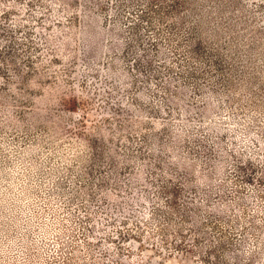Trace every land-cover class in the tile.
I'll list each match as a JSON object with an SVG mask.
<instances>
[{
    "label": "rangeland",
    "instance_id": "1",
    "mask_svg": "<svg viewBox=\"0 0 264 264\" xmlns=\"http://www.w3.org/2000/svg\"><path fill=\"white\" fill-rule=\"evenodd\" d=\"M0 264H264V0H0Z\"/></svg>",
    "mask_w": 264,
    "mask_h": 264
}]
</instances>
